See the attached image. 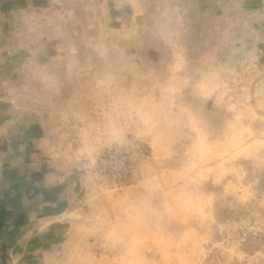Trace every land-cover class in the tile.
I'll return each mask as SVG.
<instances>
[{"label":"rangeland","instance_id":"obj_1","mask_svg":"<svg viewBox=\"0 0 264 264\" xmlns=\"http://www.w3.org/2000/svg\"><path fill=\"white\" fill-rule=\"evenodd\" d=\"M0 0V264H264V0Z\"/></svg>","mask_w":264,"mask_h":264},{"label":"crops","instance_id":"obj_2","mask_svg":"<svg viewBox=\"0 0 264 264\" xmlns=\"http://www.w3.org/2000/svg\"><path fill=\"white\" fill-rule=\"evenodd\" d=\"M5 7H10L14 1L13 0H1Z\"/></svg>","mask_w":264,"mask_h":264}]
</instances>
